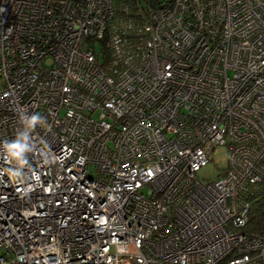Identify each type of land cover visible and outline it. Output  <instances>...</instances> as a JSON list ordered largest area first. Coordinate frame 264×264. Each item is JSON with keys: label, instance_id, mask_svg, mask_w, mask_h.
Returning <instances> with one entry per match:
<instances>
[{"label": "built area", "instance_id": "obj_1", "mask_svg": "<svg viewBox=\"0 0 264 264\" xmlns=\"http://www.w3.org/2000/svg\"><path fill=\"white\" fill-rule=\"evenodd\" d=\"M251 186L264 0H0V264H264Z\"/></svg>", "mask_w": 264, "mask_h": 264}, {"label": "trees", "instance_id": "obj_2", "mask_svg": "<svg viewBox=\"0 0 264 264\" xmlns=\"http://www.w3.org/2000/svg\"><path fill=\"white\" fill-rule=\"evenodd\" d=\"M245 197L251 208L248 223L242 231L248 234H264V186L249 187Z\"/></svg>", "mask_w": 264, "mask_h": 264}, {"label": "rangeland", "instance_id": "obj_3", "mask_svg": "<svg viewBox=\"0 0 264 264\" xmlns=\"http://www.w3.org/2000/svg\"><path fill=\"white\" fill-rule=\"evenodd\" d=\"M226 168V149L217 148L214 151L212 162L205 168H202L196 177L202 183H209L217 178Z\"/></svg>", "mask_w": 264, "mask_h": 264}, {"label": "clouds", "instance_id": "obj_4", "mask_svg": "<svg viewBox=\"0 0 264 264\" xmlns=\"http://www.w3.org/2000/svg\"><path fill=\"white\" fill-rule=\"evenodd\" d=\"M36 123H37V117L33 116L31 121H29V124L35 125ZM7 147L13 155H19L20 153H22L24 151V145H22L18 142L14 143V144H9Z\"/></svg>", "mask_w": 264, "mask_h": 264}]
</instances>
